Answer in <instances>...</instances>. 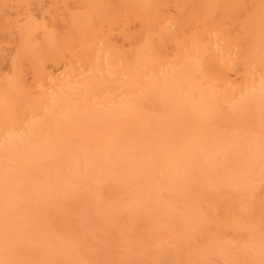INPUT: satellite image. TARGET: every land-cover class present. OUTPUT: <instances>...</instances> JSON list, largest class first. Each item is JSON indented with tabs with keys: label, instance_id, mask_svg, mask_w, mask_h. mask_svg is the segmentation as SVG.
<instances>
[{
	"label": "bare ground",
	"instance_id": "obj_1",
	"mask_svg": "<svg viewBox=\"0 0 264 264\" xmlns=\"http://www.w3.org/2000/svg\"><path fill=\"white\" fill-rule=\"evenodd\" d=\"M232 5L251 10L250 26L232 18ZM259 5L0 0V98L22 91L51 109L43 134L20 126L5 142L0 132V259L258 264ZM241 88L255 89L252 122L233 107ZM45 200L51 227L36 212ZM197 206L204 215L193 224ZM66 222L80 235L78 250L55 235ZM190 241L199 254L189 255Z\"/></svg>",
	"mask_w": 264,
	"mask_h": 264
},
{
	"label": "snow or ice",
	"instance_id": "obj_2",
	"mask_svg": "<svg viewBox=\"0 0 264 264\" xmlns=\"http://www.w3.org/2000/svg\"><path fill=\"white\" fill-rule=\"evenodd\" d=\"M235 12L233 19H237L243 16L246 25L250 26L252 21V12L250 9L243 5H232ZM254 7V6H253ZM261 17H260V31H259V52L261 59V66L264 68V0H260ZM246 13V14H245ZM150 32H154V26L151 21L146 22ZM197 35L193 34L190 43L195 46ZM248 49L251 53L255 52V42L245 40ZM237 53L241 51L240 45L237 44ZM208 72L216 73L214 66L209 65ZM255 93V89L241 88L239 92L234 91L231 97L234 101L233 107L238 108L241 111L247 113L249 122L254 121V108L251 102V96ZM237 97H239L237 99ZM248 101L245 104V101ZM259 110H260V122L262 127L261 134V152H260V168L262 176V184H264V71H261V82L259 88ZM51 109L46 106L43 100L36 101L30 94H24L22 91L18 92L15 96H10L7 92L0 98V132L3 134V140L5 142L10 141L14 136L22 135L20 132V126L32 131H38L41 134L44 132L45 123L49 117ZM37 113H40L37 115ZM8 173H5L4 182V194H5V217L6 223L8 218V204L7 197L10 193L11 182L8 180ZM53 205L50 201L45 200L40 206L37 207V216L46 226L51 227L53 222ZM76 214L79 215V209H76ZM204 212L202 206L195 207L194 215L190 217V221L193 224L199 223L203 218ZM67 221V218H65ZM261 229L264 233V202L261 205ZM56 237L61 240L66 247L79 249L81 246V239L79 233L76 231L72 224L65 223L62 229L55 230ZM9 241L7 239L6 231V253L8 252ZM15 251L18 254H23L25 251L18 243L15 245ZM189 255L199 254L202 249L199 243L191 244L187 249ZM46 255V253H45ZM0 264H115L112 261L103 260H89V259H77V260H59L55 258H44V259H20L11 258L6 256L4 259H0ZM152 264H167V262L153 261ZM176 264V262H172ZM179 264H218L215 259H189L187 261H180ZM225 264H257L256 261L245 260L242 262L238 261H225ZM258 264H264V244L261 246L260 260Z\"/></svg>",
	"mask_w": 264,
	"mask_h": 264
}]
</instances>
